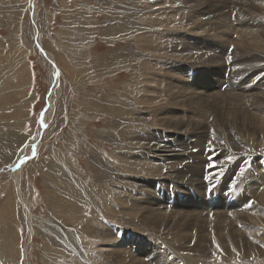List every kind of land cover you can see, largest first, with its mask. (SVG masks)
<instances>
[{"label":"rangeland","instance_id":"rangeland-1","mask_svg":"<svg viewBox=\"0 0 264 264\" xmlns=\"http://www.w3.org/2000/svg\"><path fill=\"white\" fill-rule=\"evenodd\" d=\"M187 2L0 0V264H110L109 255L102 253L103 249L108 248H112L110 254L117 249V258L125 260L126 264H264V204L255 203L252 200L255 197L249 194L244 193V205L238 211L247 218L244 220L245 225L239 228L243 230L242 233L248 234L244 239L250 244L238 246L239 250L227 260L215 259L199 250H183L186 243L196 245L197 242L192 238L190 241L179 238V232L171 226L157 227L142 222L144 209L139 210H143L141 213L137 210L141 205L153 208H158L161 202L169 205L172 201L169 198L179 190L192 194V198L198 192V201H202L205 190L209 193L206 192V197L214 199L229 194L224 199V205L227 206V200L233 202L238 194L247 190L243 185L245 180L250 182L252 191L254 188L260 190L259 200L264 199V133L250 126L248 128L251 130L237 126L233 121L236 115L233 109L237 108L233 98L228 102L219 101L217 107H213L215 102L212 107L189 103L174 110L166 109L168 111L165 113L162 111L166 106H158V113L152 110V103H146L145 94L153 90V85L158 91V95L155 91L157 103L171 104L168 82L173 85L188 83L193 73L199 70L198 76H202V80L203 77L214 75L210 67L204 65L205 61L200 66L195 62L174 65L165 53L147 51L149 45H142L141 42L146 41L155 48L148 35H142V41L136 39V26L141 21L150 28L143 26L140 32L146 30L169 38H188L193 45L190 47L201 45L196 34L201 23L207 26L205 32L209 33L216 19H225L223 16L226 13L214 16L208 13L205 16L202 8L190 7V2ZM253 15L251 19L255 20L254 26L264 38V0L260 1L259 12ZM235 17L229 13V24L234 22L230 29L241 26L236 23L237 20L233 21ZM215 33L223 34L214 30ZM235 37L236 32L233 35ZM233 38L228 34L219 38L218 50L222 51L220 47H226L229 53L238 57L242 48L237 51L232 47L230 43ZM258 41L251 42V47L248 45L249 54L243 55L244 58L232 71L236 78L239 70L242 74L235 80L238 82L237 87H226V78L233 77L234 80L232 74L226 73L217 76L224 80V86L215 87L209 81L208 86L207 83L194 81L195 91L205 94L206 98L229 91L238 95L236 98L246 106L253 93L264 90V41ZM133 51L139 54L136 59ZM43 52L47 53V57ZM225 65L229 66L227 62ZM256 65L262 66L258 69L263 68L258 77ZM53 67L57 70L54 81ZM161 69L165 70L164 77L158 74ZM152 78L161 81L158 84L151 83L149 81ZM50 100L46 126L40 131L42 114L49 107ZM254 100L259 102L253 97ZM260 105L262 108L258 110L255 106H249L248 110L264 120V105ZM207 108L214 109L215 116L212 109ZM221 112L229 115L224 113L223 116ZM166 113L174 114L176 118L178 116L177 119L181 117L179 126L163 121L162 117ZM199 115L204 116L209 127L211 144L189 134L193 123L202 119ZM133 116L138 119L130 118ZM191 118L193 122H190ZM126 119H130L131 123L125 122ZM183 124L187 127H182ZM124 128L126 133L122 136ZM178 129L186 132L182 138L190 148L196 146V151L200 149L197 153L205 150L203 157L215 155L214 161L225 168L213 183L200 191L187 184L178 187L173 182L165 181L163 177L170 171V165L149 156L145 149L143 134L169 135ZM130 136L132 138L128 140ZM129 142L137 143L135 147L139 155L141 152L146 153V161L133 164L135 149L130 147ZM36 144L38 147L34 151ZM205 170L206 174L208 166ZM104 186L106 190H103ZM107 191L126 195L130 203L125 204V209L124 206L117 208L113 204L114 195H107ZM148 197L149 202L146 201ZM63 201H68L65 205L67 210H63ZM189 202L188 208L195 211L224 209L223 206L213 208L210 204L198 209L192 206L191 200ZM128 207L130 215L122 212L127 211ZM65 218L70 219L67 222ZM96 221L107 230L105 234L93 233V236H97L89 243L83 223ZM212 237L209 235L206 242H216ZM4 241L6 246L1 244ZM108 244L116 247L113 250ZM173 252L179 256H192L193 259L177 261L171 257Z\"/></svg>","mask_w":264,"mask_h":264},{"label":"bare ground","instance_id":"bare-ground-1","mask_svg":"<svg viewBox=\"0 0 264 264\" xmlns=\"http://www.w3.org/2000/svg\"><path fill=\"white\" fill-rule=\"evenodd\" d=\"M260 1L261 0H191V1L188 0V2H190L189 3L190 7L200 8V9L202 8L201 9L202 13L205 16H207L208 13H211L212 16L218 15L220 13H226V15L223 16V18H225V19H223V20L222 19H216V22H215V24L213 26H211L212 28L209 31V33L205 32V28L207 26H205L204 23H201V27L199 28V30L197 32L195 31L196 34L199 35V41L201 42V45L196 46V47H190V46H193V45L190 44V42L188 41L189 40L188 38H180V37H178V38L177 37L169 38L168 36H162L160 34H157L154 31L150 32V31H146L145 30V31L140 32V28H142L143 26H145L146 29H148L150 27L146 26L141 21L137 23V26H136L137 27L136 39L142 41L144 39V37L142 35L146 34L153 40V42L155 44V48H154L151 44L147 43L146 41L141 42L142 45H149L150 48L147 51H156V52H159V53H165V55H167L166 57H168V60L170 59L174 63V65H181V64H183L185 62H195L198 66H200V64H202V62L205 61L204 65L210 67L211 73L214 74L212 77H210V76H206V78L203 77V80H202V76H198L200 74V72H201V70H199V71H196L195 73H193V75L190 77V82H188V83L187 82L186 83L183 82L182 85H178L179 83L173 85V83L171 84L169 82L168 83L166 82L168 84L167 88H168L169 96H170L169 99H170V101L172 99V103H171L172 105L168 104V102H166L167 104L166 103H161V102L157 103L158 99H157V96L155 94V91L157 92V95H158V91H157L156 85H153L152 89L154 91L153 90L152 91L148 90L147 94H145L147 96L146 97V99H147L146 103L147 102L148 103H152L150 105L152 110H154V111L157 110L158 106L159 107L161 106V108L163 106H166L164 111H162V113H165V111H168L170 109L174 110L177 107H179L180 105H183V104L187 105L189 103L191 105H193V106L195 104L199 103V104H202V105H200L201 107H203V106L212 107L211 105L215 102V104H213V107H217V105L218 106L220 105L219 101H222V100L226 101L227 100L226 102H228L231 98H233V102L235 100V105H237V108L235 107V109H233L235 111L234 114H236L234 116V118H233V121L237 124V126L239 125L241 129L242 128H248L250 126L252 128H255V129L257 128V129L261 130L262 133H264V120L259 119L257 115H254V114L250 113L249 110H248L249 106L253 107V108L255 106V108H257V110H258V108H262V106L260 104L264 105V90L263 89H261L259 93H253L254 95L252 93H250V94L253 95L254 99H258L259 102H256L255 100L252 101L253 97H252V99L248 98L247 96L249 94L246 96L248 98V101H247L248 103L246 105L248 107L247 108L246 106L242 105V103L240 102V99L236 98V96L238 97V95H236L234 93H231L229 91L226 94L216 93V94H212L211 98H206V97H204L205 94L203 95L201 92L195 91L196 89L193 86L194 83H196V82H198L200 84H202V83H207L208 84V81L211 83L210 85H214L215 87L224 86V80L222 81L220 79V77H217V76L225 75L226 73L232 74V71H234L233 69L239 64L238 62L241 61L244 58L243 55L249 54V51L247 50L249 48L248 45H250V43L253 42L254 40L258 41L260 39L258 42H263L264 41V38L261 35L262 33H260L261 31L257 30L256 27L254 26V21L255 20L251 19V17L254 16L253 14L256 11L259 12ZM142 5H144V4H142ZM33 9H34V7H33ZM33 9H32V11H33V14L35 16L36 15V11H35V9L34 10ZM210 9H212V10H210ZM190 10H191V8H190ZM229 13L233 14L234 16H236L234 19L233 18L232 19H233V21L237 20L236 23L238 22V24L241 25L239 28H237L238 26L235 27L234 25L233 26L235 28H232V29L229 28V27H232L231 24L234 23L233 22V23L229 24V21H228ZM140 18H141V16H139V19ZM226 27H228L229 30H227ZM214 30H216L219 34L220 33H223V34H220V35H217L216 33L214 34ZM167 32H165V33H167ZM235 32H236V36H237V38L235 37L236 39L233 38V35L235 34ZM225 34H228V36L230 38H233V41L230 44L232 45V47L234 49L239 51V49L242 48L240 50L242 52H241L240 55H238V57H236L232 53H229L228 49L226 47H220L222 49V51L218 50L219 49L218 48V44H220L219 38H222V36L223 35L225 36ZM205 35H207L209 37H206ZM228 40H229V38H228ZM224 44H226V43H224ZM207 45H209V46L207 47ZM250 47H251V45H250ZM228 48H230L229 44H228ZM245 51H247V52H245ZM43 53L47 57V53L46 52H43ZM132 54L134 55L135 59H136V57H139V54L137 52L134 53V51H133ZM225 62H227L229 64L228 67H226ZM247 62H249V60ZM250 63H251V61H250ZM124 64H125V62H124ZM248 65L249 66H247V68L250 67V64H248ZM253 65L255 66V64H253ZM253 65L251 67H253ZM240 66L242 67L241 64H240ZM257 67H262V66H257L256 65V68ZM245 68H246V66H245ZM228 69H229V72H228ZM262 69L263 68H259V69L257 68L256 69L255 73H257L256 74L257 77H258V75H260L259 72ZM243 73H245V72H243ZM158 74H160L162 77H164L163 74H165V70L161 69L160 73H158ZM54 75L55 76L57 75V70H56L55 67H53V70H52V77H53L52 80L53 81H54ZM168 75H169V73H168ZM232 75L234 76V72H233ZM260 76H259V78H260ZM158 77H160V76H158ZM237 77L238 78H236L234 76V80H232L233 77L232 78L229 77L230 79L226 78V83H225L226 87L227 86L228 87H230V86L237 87L236 84L238 82L235 81V80H237L240 77H242V74H241L240 70L238 71ZM171 79H172V77H171ZM186 79H185V81H186ZM160 81L161 80H158L156 78H152V79H150L149 82L158 84ZM194 81H196V82H194ZM188 84H192V85H188ZM185 85H187V86H185ZM208 86H209V84H208ZM239 88H241V87L239 86ZM160 99H161V97H160ZM144 101H145V99H144ZM224 102H223V104H224ZM230 105H232V107H233V104H230ZM50 107H51V100L49 101V107L47 108L45 113L42 114L43 116H42V120L40 121V131L42 130V128L44 126H46V121H45L46 120V115L49 112ZM168 107H170V108H168ZM224 107H226V106H224ZM128 108H129V106H128ZM186 108H188V107H186ZM198 108H200V107H198ZM166 109H168V110H166ZM207 109L211 110L212 108H207ZM224 109L225 108H223V110ZM131 110L133 111V109H131ZM131 110H129V111H131ZM216 110H217V108H216ZM230 110H232L231 106H230ZM211 111H213V115H214V111L215 110L212 109ZM157 112H158V110H157ZM262 112H264V111H262ZM215 113H217V111ZM224 113L225 112L222 113L223 116H224ZM231 113H232V111H231ZM255 113H257V112H255ZM225 114H228V113H225ZM261 114H263V113H261ZM190 115H191V113H190ZM213 115H211V116H213ZM217 115H216V117H218ZM199 116H201L202 119H200V121L198 120L195 123H193L194 126L191 124L193 127H191L192 130L190 131L189 134H193V137L195 136L197 138H202L201 141H203V142L205 141V143L211 144L209 142V141H211L209 127H208V125L206 123V120H204V116L203 115H199ZM230 116L228 118L232 117V116L231 117ZM130 118L138 119L137 116H133V117H130ZM177 118H178V116H177ZM177 118L175 117L174 114L171 115V114H168V113H166V116L162 117V119H164L163 121H168L169 123L178 125L180 123L181 117H180V119H177ZM129 120L130 119H128V120L126 119L125 122L127 121V122L131 123V121H129ZM191 120H192V118H191ZM182 121L183 120H181V122ZM213 121H214V119H213ZM218 121H220V120H218ZM190 122H193V120L190 121ZM134 124L135 123H133V125ZM216 124H217V122H216ZM182 127L186 128L187 126H186V124H183ZM188 128L190 129V127H188ZM248 129H250V128H248ZM145 130H146V128H145ZM125 133H126V130L124 128V129H122V136H124ZM184 133H186V132H184V129H178L176 132L169 133V135L158 133V135L151 134V135L148 136V135H145L143 133L142 134H143V137H144L143 139L146 142V145L145 144L144 145L146 147L145 149H147L148 155L157 158V161L158 160H162V161L165 162V164H169L170 165V169H169L170 171L167 172V174L164 177L161 176V177H163V179L165 181L173 182L176 185H178V187H183V185L187 184L192 189L194 188L196 191H200V189L206 187V185H208L210 183H213L214 179L217 178V175L222 173L225 168L221 167L217 161H214V156L215 155L210 156V157L207 155L206 157H203V153L205 152V150H202L203 148L201 149L202 150L201 153H199V152L197 153V151H199L200 149H198L196 151V148H197L196 146H194L195 148L194 147L190 148L188 146V144H186V142H184V140L182 138V136L185 135ZM128 135H130V134L128 133ZM132 135H135V134L132 133ZM211 135H213V134H211ZM125 138H127V137H125ZM130 138H132V137L130 136L128 140H130ZM138 138H139V136L137 134V138L136 139H138ZM216 138H217V136H216ZM139 143L140 142H138V144ZM257 143H255V144H257ZM129 145H130V147L132 149H135V153H134L135 154V160H134V163L132 162L134 165H137L138 162L141 163L143 161H146V158H144L146 156V153L141 152V155H139L140 152L136 151L137 149H136L135 145H137V143L135 144V143L129 142ZM37 147H38V145L36 144L34 146V151L37 150ZM132 149H131V151H132ZM141 156L143 157V159L141 158ZM133 158H134V156H133ZM210 160H211L212 164H216L217 165L216 168L210 169V164H209ZM150 162H151V160H150ZM153 165H150V166H153ZM206 166H208V172H206V174H205L204 171H206L205 170ZM13 168H15V166ZM160 168H162V167H160ZM154 170H156V169H154ZM226 173L229 174L230 172H226ZM209 178H211V179H209ZM228 179H226V180H228ZM255 181H256V179H255ZM230 183H231V181H230ZM242 184H243V181H242ZM243 185L246 187L247 190H245V191L241 192L240 194H238V196L235 197L234 200H233L234 203L231 202L230 200H227V203H229V204H227V206L224 205V203H225L224 199L226 197L230 196L229 194H227V196L226 195H220L218 198L214 199V198H211V196L210 197H206L207 190H205V191H203L202 201H198L197 200V199H199L198 198V192H196L197 196L195 198H192V194L186 192L185 190H181V191L179 190L178 193H176L174 196H172L173 199L169 198V199L172 200L169 205L167 203L161 202L158 208L157 207L153 208L154 206H152V207L149 206V205H145V206L143 205L142 206L140 204L141 207H139L138 209L136 207V209L138 211L140 209H144V212L142 213V218H143V220H141L142 222L145 221L146 224L155 225L157 227L158 226H162L163 227L164 225L169 226V227L171 226V227H173V229H176L177 232H179V238L185 239V240H189V241L192 238L195 242H197L196 245L195 244L191 245L192 243H186L184 245V249L183 250H186V249L187 250H193L194 249V250H197V251L199 250V251H202L204 253H208V254L212 255L215 259L222 258V259H226L227 260V259L231 258L233 253H236L239 250L238 246H242V245L244 246L245 243L250 244L247 239L246 240L244 239L246 235L248 236V234L242 233L243 230H240V228H239L240 225H242V227H243L245 225V221L244 220H247V218L245 219L244 217H242L243 214L238 211L239 210L238 208L240 206L244 205L243 202L245 200L242 202V199H244L243 196L245 194H247V195L249 194L251 197H255V198L252 199L255 203L259 202V205H260V203L264 204V199H260L259 200V198H258V196L260 195V190H258L257 188H254V190L252 191L253 188H252L250 182H248L246 180H245ZM243 185H242V189L244 190ZM197 187H199V188L197 189ZM228 187L226 189H228ZM133 189H134V187H133ZM240 189H241V187H240ZM259 189H261V188H259ZM103 190H106V186H104ZM209 191H210V189H209ZM106 193H107V195L109 194L110 196L114 195L113 204H115L117 208H119L120 206H122V208H123V206H124L123 209H125L126 206L130 203L129 202V197H125L126 195L124 196V194L118 193V195H116L115 192H110V191L109 192L107 191ZM189 195L191 197H189ZM167 197H170V196H167ZM115 198H116V201H115ZM133 198H135V197H133ZM148 200H150V197H148L146 201H148ZM189 200H191L193 202L192 206L194 208L197 207L199 209V207L201 208L202 206L210 204L213 208L214 207L221 208V206H223L224 209L221 210V209H216L215 208L216 210H213V211L212 210H206V209L195 211V210H193L191 208H188V206L190 205ZM67 202L68 201L61 202V203H63V206L65 208L63 210H67V208L65 207V205H67ZM135 202H136V200H135ZM133 203H134V201H133ZM125 204H127V205L125 206ZM136 205L138 206V204H136ZM133 206H131V208H134ZM176 206H178V207H176ZM229 206L231 208H229ZM60 207L62 208V205ZM231 209L233 211H231ZM58 210H59V208H58ZM126 210L127 211H122V212H124L126 215H130V213H131L130 212V207H128ZM113 211H114V209H113ZM117 211H119V210H117ZM141 211H143V210H141ZM141 211H139V212L141 213ZM200 211H202V213H200ZM65 219H66V221L67 220L69 221L70 218H65ZM71 221H73V220H71ZM90 221L94 222L93 220H90ZM99 223L100 222H98V221H96V223H88V224L87 223H83V226H84L83 228H84V231H85L84 233L87 235L86 237L89 239V240L87 239L89 243L94 241V238L97 236L95 234L100 235V234H103L105 232V230H107V228H105L103 225L102 226L99 225ZM164 230H166V229H164ZM93 233H95L94 236H93ZM209 235L214 236V238L213 237L212 238H213V241H216V242H209V243L206 242L207 240H209L208 239ZM102 237H105V236H102ZM109 239L111 241L113 240V239H111V237ZM109 239H108V241H110ZM221 241H225L227 243L224 244ZM106 242H107V240L105 241V243ZM1 244H2V246H4L6 243L4 241V242H1ZM173 244H176V243H173ZM108 245L113 247V250H114V247H116V245H111V244H108ZM180 247H182V246H180ZM7 248H9V247H7ZM103 250L104 251H102V253L105 252L104 255H109L108 257L111 258L110 259V264H126L124 262L125 260L123 261L122 259H118L117 258V256H116L117 252H115L117 249L115 251H113L112 254H110V251L112 250V248L111 249L108 248V250H105V249H103ZM187 252H189V251H187ZM114 254H115V256H114ZM9 255H10V253H9ZM180 255L181 256H179L177 253L173 252L171 257L173 259H176L177 261H180L181 259H183L185 262H186V260L193 259L192 256H187L186 254H180ZM239 255H240V252H239ZM193 262H194V260H193ZM190 263H192V262H190Z\"/></svg>","mask_w":264,"mask_h":264},{"label":"snow or ice","instance_id":"snow-or-ice-1","mask_svg":"<svg viewBox=\"0 0 264 264\" xmlns=\"http://www.w3.org/2000/svg\"><path fill=\"white\" fill-rule=\"evenodd\" d=\"M209 164H210V169H213V168H216V167H217L216 164H212V163H211V160L209 161ZM209 179H211V178H209Z\"/></svg>","mask_w":264,"mask_h":264},{"label":"water","instance_id":"water-1","mask_svg":"<svg viewBox=\"0 0 264 264\" xmlns=\"http://www.w3.org/2000/svg\"><path fill=\"white\" fill-rule=\"evenodd\" d=\"M33 6H34V4H33Z\"/></svg>","mask_w":264,"mask_h":264}]
</instances>
